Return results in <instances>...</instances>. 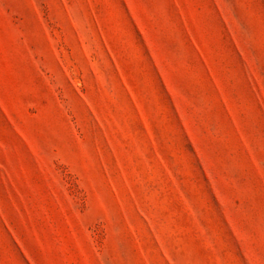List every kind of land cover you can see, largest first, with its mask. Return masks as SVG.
I'll list each match as a JSON object with an SVG mask.
<instances>
[{"label":"rangeland","instance_id":"obj_1","mask_svg":"<svg viewBox=\"0 0 264 264\" xmlns=\"http://www.w3.org/2000/svg\"><path fill=\"white\" fill-rule=\"evenodd\" d=\"M0 264H264V0H0Z\"/></svg>","mask_w":264,"mask_h":264}]
</instances>
